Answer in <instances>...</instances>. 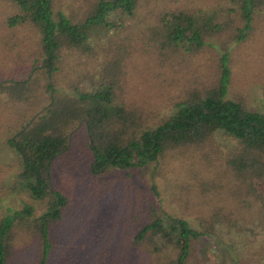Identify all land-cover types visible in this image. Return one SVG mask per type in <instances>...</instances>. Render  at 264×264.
I'll use <instances>...</instances> for the list:
<instances>
[{"label": "trees", "instance_id": "trees-1", "mask_svg": "<svg viewBox=\"0 0 264 264\" xmlns=\"http://www.w3.org/2000/svg\"><path fill=\"white\" fill-rule=\"evenodd\" d=\"M8 1L12 14L2 21L4 27L25 23V29L31 32L25 37V62L13 64V78L17 79L0 83V96L23 106L17 128L7 142L20 168L24 167L20 175L25 176L14 177L10 191H24L33 199L45 196V202L34 218H28L29 206L25 204L0 214V264H9L10 240L20 232L31 236L40 264L48 258L54 245L49 230L56 225L66 202L61 192L46 191L47 167L59 155L75 165L79 160L76 155L88 151L89 173L103 162L121 171L151 165L144 189L155 197L157 165H163L168 155L178 150L201 147L219 130L230 140L217 154L223 160L222 171L218 172L221 177H215L218 184L211 188L243 192L264 207V112L247 108L241 94L226 96L230 79L228 45L243 40L251 20L264 15V0H209L206 5L193 7L182 2L184 5L158 13L153 25H145L140 41L159 65L178 64L200 49L212 51L211 64L202 77L185 83L173 96L169 114L159 116L121 98L120 68L128 48L119 44L123 40L113 41L111 33L115 16L130 17L136 0H69L66 14L53 6V0ZM95 47L107 56L99 58V65L89 64L88 68L85 60L78 61L79 55L97 52ZM62 68L63 77L73 81L58 91L47 78ZM82 79L88 81L83 87L78 86ZM43 91H48L50 101L36 112ZM32 114V121L27 123ZM78 123L85 141L77 139ZM143 194L141 191L140 196ZM141 202L132 216L136 228L127 241L139 251L140 263L219 264L222 260L225 264H242L238 253L230 252L232 235H236L233 232L238 230L229 215L234 207L223 210L219 204L206 218L198 211L193 225L162 210L156 199L142 197ZM202 240L207 244H201ZM249 256V264H257L252 252Z\"/></svg>", "mask_w": 264, "mask_h": 264}, {"label": "rangeland", "instance_id": "rangeland-1", "mask_svg": "<svg viewBox=\"0 0 264 264\" xmlns=\"http://www.w3.org/2000/svg\"><path fill=\"white\" fill-rule=\"evenodd\" d=\"M68 2L62 0L60 6V0H53V6L66 14L69 10ZM182 2L193 7L206 5L210 1L136 0L130 17L119 14L113 20L112 40H123L119 44L123 43L128 48L120 68L123 73L120 77L121 98L125 103L142 106L144 112L150 115H168L173 96L191 78H200L211 64L212 51L207 48L200 49L178 64L165 66L152 60L142 46L140 39L145 25H153L158 13L184 5ZM10 6V1L0 0V83L17 79L13 78L14 65L25 62V37L31 34L30 29H25V23L15 25L14 28L4 27L2 21L12 14L8 9ZM254 18L246 37L228 45L230 79L226 96L241 94L247 108L264 112V15L258 14ZM96 33L102 36L101 31ZM96 51L88 56L79 55L78 61L85 60L86 67L89 64V67L99 65V58L107 53L97 48ZM92 60L94 62L89 63ZM57 71L47 79L54 89L62 91L73 80L63 77V68ZM87 83V80L82 79L78 86L83 87ZM40 94L43 98L36 106V112L41 109V105L50 101L48 91ZM11 100L4 95L0 96V214L4 209H18L25 204L29 206L28 218H34L42 211L45 196L33 199L24 191H10L12 180L21 174V168L7 140L12 138L23 112V106ZM33 114L30 117L32 119ZM30 118L27 123L32 121ZM76 136L80 141L86 140L81 125L77 128ZM228 140L229 137L222 131L216 130L211 140L201 147L181 149L169 154L163 165H157V176L153 179L155 197L144 189L151 165L121 171L106 166L105 162L94 173H89L86 167L88 151L76 155L79 160L75 165L72 162L68 164L63 155H59L47 167V179L49 191L54 189L61 192L66 202L56 225L49 230L54 245L43 264H142L137 258L139 251L127 243L130 231L136 228L132 216L142 206V197L147 200L156 199L162 210L184 218L193 225L198 211L206 218L219 204L223 210L234 207L229 215L238 230L233 234L244 240H237L239 238L232 235L234 239L231 241L230 252L238 253L242 264H249L251 252L255 263L264 264V207L243 192L211 188L218 184L219 180L215 177H221L218 172L222 171L223 160L217 154L225 150ZM162 171L163 174H159ZM206 178L209 179L204 181ZM141 191H144L143 196H140ZM251 237L255 240H250ZM10 241L9 264H40L30 235L20 232ZM201 244H207V240H202ZM219 264L225 263L220 260Z\"/></svg>", "mask_w": 264, "mask_h": 264}, {"label": "flooded vegetation", "instance_id": "flooded-vegetation-1", "mask_svg": "<svg viewBox=\"0 0 264 264\" xmlns=\"http://www.w3.org/2000/svg\"><path fill=\"white\" fill-rule=\"evenodd\" d=\"M104 163H105V162H103V163H102L97 169L101 168V166H102ZM23 170H24V167L21 168L20 171L23 172ZM21 176L23 177V176H25V175L23 174V175H20V176H17V177H21ZM47 186H49L48 183H47ZM46 191H48V190H46Z\"/></svg>", "mask_w": 264, "mask_h": 264}, {"label": "water", "instance_id": "water-1", "mask_svg": "<svg viewBox=\"0 0 264 264\" xmlns=\"http://www.w3.org/2000/svg\"><path fill=\"white\" fill-rule=\"evenodd\" d=\"M32 118H30V120H31ZM25 127V125H23V128ZM69 133H70V131H68V133H67V142H68V137H69ZM67 142H66V144H67ZM47 190H49V186L47 187Z\"/></svg>", "mask_w": 264, "mask_h": 264}]
</instances>
